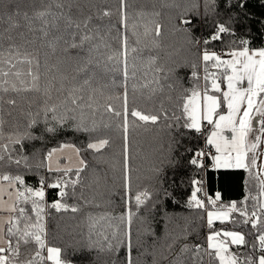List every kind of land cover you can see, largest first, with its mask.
Instances as JSON below:
<instances>
[{
  "label": "trees",
  "instance_id": "obj_1",
  "mask_svg": "<svg viewBox=\"0 0 264 264\" xmlns=\"http://www.w3.org/2000/svg\"><path fill=\"white\" fill-rule=\"evenodd\" d=\"M70 6L65 8V17L80 21L91 17L89 29L94 39L88 46L93 47L91 63L87 71H79L83 67L81 49L67 47L71 32L66 19L55 17L45 18L47 23L33 18L31 28L24 19V14L33 17L34 11L41 7V0H0V16L18 10L16 19L20 27L5 31L8 24L0 20V67L8 70L7 61L16 65L12 71H20L22 75L7 77L8 87L15 84L23 89L31 86L29 69L39 72V81L35 91H8L0 93V119H2L3 136L0 143L9 144L15 150L13 155L22 159L20 165H9L6 161L0 165V173L21 174L29 187L38 188L39 181L52 183L60 173L49 172L46 160L47 152L70 143L81 149L80 157L87 164L81 174V184L76 187L75 196L67 198L68 204H76L79 211H59L45 207V226L49 246L62 248V257L73 264H110V258L100 253L98 258L85 259L79 252L80 245L98 230L110 232L109 222L101 220L102 216L117 217L123 211V177L125 167L123 116L117 117L107 110L111 105L116 111L123 113V95L127 89L128 107V166L131 170L132 192L142 189L153 191L158 176L162 185L172 194L175 203L168 199L161 200V205L151 213L141 210L151 226L152 235H144L145 225L134 222V232L140 230L141 252L138 264H169L173 253L184 243L182 233L187 228L199 225L197 229L201 240L204 239L206 214L186 206V199L193 190L192 180L201 179L207 185L209 197L221 194L220 204L239 203L249 191L247 173L243 170H215L211 168L207 158L204 159L205 169L192 165L189 161L196 149H211L204 143L210 130L193 133L184 129L170 131L166 122L161 119L157 124H144L130 115L134 109L148 113L167 111L181 112L183 89L191 88L192 81L190 64H200L197 49L190 43L192 37L202 40L207 37L210 28L207 22L197 20L189 11L191 0H127L126 29L120 22V0H65ZM13 3L15 9L6 5ZM251 11L257 19H264V6L261 0H251ZM53 11H58L53 7ZM110 11V16H104ZM192 19L191 26L181 24V16ZM45 28V36L40 29ZM188 28V31L181 30ZM261 25H250L237 28V36H224L222 42L207 45L209 50L218 53L236 47L231 42L240 36L247 35L254 48L264 47V35L260 34ZM157 29L159 34L157 35ZM127 37V80L124 78L123 58L120 55L119 36ZM86 46V47H88ZM16 49L9 53L8 49ZM204 47L203 44L200 45ZM31 58L33 63H18L23 58ZM109 57H114L110 60ZM223 58H226L223 57ZM39 61V68L36 61ZM163 69V71H159ZM199 70V69H197ZM167 74V75H166ZM201 75L203 73L201 72ZM179 80V85L176 80ZM23 81V83H22ZM172 84L173 87H169ZM183 85V89L180 87ZM15 99L16 105L7 103ZM75 98V104H73ZM45 103L63 106L67 104L78 120L89 127H96V135L107 137L110 145L102 153L85 150L89 137L78 131L65 128L56 134L45 133L43 123L32 129L27 124ZM31 114V116H30ZM257 126V124H256ZM30 131L39 139H24L23 148L12 145L18 135ZM11 137V139H9ZM188 149L189 151H185ZM46 205H50L57 197V190L45 188ZM252 188V195H256ZM251 203V201H250ZM30 207V205L28 206ZM204 217V218H201ZM98 223L93 227V222ZM112 225L119 224L112 220ZM216 227L230 228L233 225L217 223ZM192 237H189L191 239ZM135 239V236H134ZM175 243L173 244V241ZM172 245V248H169ZM36 245H21L20 262L32 259ZM46 255V252H45ZM124 253L121 250L120 258ZM135 255V253H134ZM51 264V262H46Z\"/></svg>",
  "mask_w": 264,
  "mask_h": 264
},
{
  "label": "snow or ice",
  "instance_id": "obj_2",
  "mask_svg": "<svg viewBox=\"0 0 264 264\" xmlns=\"http://www.w3.org/2000/svg\"><path fill=\"white\" fill-rule=\"evenodd\" d=\"M126 4L127 0H120V22L124 29H126ZM250 4L251 0H191L189 11L195 14L198 21L207 22L211 30L202 40L195 37L190 40L197 49L200 64L189 65L192 69L190 72L192 87L183 89V85H180L184 91L180 114L177 115L175 112L170 114L163 110L146 114L138 109L130 113L132 117L144 124L155 125L161 119L166 122L172 121L167 124L170 131L179 132L180 129H184L193 133H202L205 125L211 126L204 143L214 148L215 152L204 148L196 149L192 152L189 162L200 169H205L207 165L203 161L207 158L211 168L215 170H243L248 176V193L239 203L233 201L230 204L219 203L222 199L220 193H216L214 198L206 197V204L205 199H201L198 195L203 191V181L192 180L193 190L186 199V206L206 214L207 233L201 240L197 232L199 225L192 227L191 231L186 228L182 233L184 243L173 253L169 264H264V47L254 48L251 38L247 35L232 41L231 43L236 47L226 52L218 53L207 47L210 43L222 42L224 36H237L238 27L250 31L252 24L261 25L259 31L261 35H264V19L256 18ZM261 5L264 6V0H261ZM6 7L15 9L16 6L10 3ZM53 7L58 11L54 12ZM65 8L70 10L65 0H41V7L34 11L33 17L25 13L24 19L30 28L33 18L44 21L45 24L47 17L66 19L68 28L74 29L66 42L67 47L81 49L84 52L81 57L83 67L78 70L87 71L91 63L90 56L94 50L93 47L88 46L94 39L93 32L89 29L91 17H84L80 21L73 20L71 17H65ZM19 15L18 10H12L0 16V20L8 24V29L5 31L21 26L16 19ZM103 15L110 16L111 12L105 11ZM181 24L191 26L193 20L186 18V14H182ZM40 31L47 35L45 28L42 27ZM2 36L3 33L0 32V37ZM118 38L121 44L120 55L123 58L124 78L127 80V37L122 33ZM201 44L204 45L203 48L200 47ZM8 51L11 54L16 49L10 47ZM225 56L230 58H223ZM109 59L112 60L114 57ZM17 62L29 65L33 63L28 57ZM5 63L8 66L7 71L0 67V93L37 90L39 72H33L31 69L27 73L31 77V86L23 89L16 88L15 84L6 86L8 85L7 77L19 78L22 73L12 71L16 65L10 58ZM39 66L37 60L36 67L39 68ZM175 83L179 85V80L177 79ZM223 83H226V90L222 89ZM169 87L173 85L170 84ZM7 103L15 106L16 100L10 98ZM73 104H75V98H73ZM222 105L226 107V113L220 111ZM107 110L117 117L123 116L124 119L122 130L125 141V167L121 197L124 207L117 217L102 216L100 219L108 221L112 230L110 232L98 230L96 235L99 239L96 240L89 235L87 241L80 245L79 252L85 255L86 260L89 258L95 260L100 253H105L110 258V264H138L142 244L139 228L134 232V222L145 225L144 235L153 234L147 218L141 216V210L151 213L161 206L159 204L161 200L168 199L173 203L176 201L163 187L160 176L155 180L153 191L142 189L132 192L131 170L127 155L129 112L126 88L123 95V113L116 111L111 105H108ZM72 112L74 109H70L67 104L60 106L45 103L44 107L31 117L27 129L30 130L43 123L45 133L56 134L68 128L89 137L84 146L85 150L102 153L109 147L110 140L107 137L96 135V127L84 124L74 115H70ZM254 120H257L255 127ZM2 124L3 121L0 119V138L3 136ZM225 133H231V138ZM24 139H39V137L32 136L28 131L18 135L12 141V145H19L22 149ZM64 149H70L76 155L77 166L75 168L71 166V156L64 157L69 163L63 168L58 163L55 168L48 163L49 172L60 173L50 184H45V181L41 179L40 186L34 189L26 185L21 174L0 173V214L7 213V218L0 215V264H21L19 259L21 245L29 243L35 244L36 250L32 259L23 264H46V262L73 264L72 261L62 257V248L48 245L44 215L46 206L57 212L79 211L76 204L67 203V198L75 196L76 187L81 184V174L88 167L87 162L80 157L81 149L73 144L65 143L59 149L53 148L48 151L46 160L50 162L55 153L62 152ZM14 150L9 144L0 143V165H3L5 161L9 165H20L22 159L26 162V158L14 156ZM185 151L189 150L185 149ZM46 187L57 190L58 198L50 205H46L45 201ZM253 187L256 188V195H252ZM8 201L11 203L9 204ZM112 220H118L119 224L112 225L110 223ZM97 223L98 221H94L93 227ZM217 223L234 227L218 229ZM189 237L192 238L189 239ZM169 248H172V245H169ZM121 250L124 253L122 259L120 258Z\"/></svg>",
  "mask_w": 264,
  "mask_h": 264
},
{
  "label": "crops",
  "instance_id": "obj_3",
  "mask_svg": "<svg viewBox=\"0 0 264 264\" xmlns=\"http://www.w3.org/2000/svg\"><path fill=\"white\" fill-rule=\"evenodd\" d=\"M225 134L228 135L229 138H231V135H232L231 133H225ZM211 149H214V148H211ZM66 156H71V166L73 168H75L77 166V163H78L77 157H76V155L74 153L71 152L70 149H64L62 152L55 153L53 155V157H52V160L50 162L48 161V163H51L53 168L56 167L57 163L59 164V166L61 168H63L69 163L66 159H64V157H66ZM228 170H231V169H228ZM5 183H7V182H5ZM5 199L7 200V197H5ZM8 203L10 204L11 201H8ZM0 215H3L4 218H7V213H3V214H0Z\"/></svg>",
  "mask_w": 264,
  "mask_h": 264
},
{
  "label": "built area",
  "instance_id": "obj_4",
  "mask_svg": "<svg viewBox=\"0 0 264 264\" xmlns=\"http://www.w3.org/2000/svg\"><path fill=\"white\" fill-rule=\"evenodd\" d=\"M210 129H211V126L205 125L203 131L210 130ZM207 150L212 151V152H215L214 149H207ZM203 185H204V187H203V191H202L201 193H199L198 195H199V197H200L201 199H205V203L207 204V199H206V197H209V196H208V192H207L206 180H205V182L203 181Z\"/></svg>",
  "mask_w": 264,
  "mask_h": 264
},
{
  "label": "rangeland",
  "instance_id": "obj_5",
  "mask_svg": "<svg viewBox=\"0 0 264 264\" xmlns=\"http://www.w3.org/2000/svg\"><path fill=\"white\" fill-rule=\"evenodd\" d=\"M227 58H230V57H227V56H226L225 59H227ZM221 86H222V89L226 90V83H223ZM244 86L246 87V82H245V85H244ZM220 111H221L222 113H226V107H225L224 105H222ZM258 119H259V118H257V120H258ZM257 120H254V121H253V125H254V127H255L256 124H257Z\"/></svg>",
  "mask_w": 264,
  "mask_h": 264
}]
</instances>
